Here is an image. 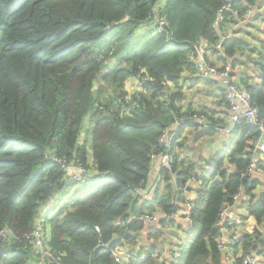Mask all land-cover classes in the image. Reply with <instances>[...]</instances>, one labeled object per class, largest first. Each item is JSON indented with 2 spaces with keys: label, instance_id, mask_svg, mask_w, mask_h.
I'll use <instances>...</instances> for the list:
<instances>
[{
  "label": "trees",
  "instance_id": "obj_1",
  "mask_svg": "<svg viewBox=\"0 0 264 264\" xmlns=\"http://www.w3.org/2000/svg\"><path fill=\"white\" fill-rule=\"evenodd\" d=\"M223 1L0 0V231L21 237L40 229L55 264H117L112 251L121 242L140 254L161 253L164 231L177 225L143 229L133 220L171 214L178 197L173 177L185 186L206 162L214 171L198 191L196 228L185 234L176 264H221L222 210L235 195L264 186V179L242 177L262 132L242 121L227 151L195 161L187 136L194 143L201 128L193 126L181 135L171 169L154 166L152 157L165 153L160 140L173 123L205 113L182 106L184 75L197 73L196 47L206 41L210 54L232 66L245 47L234 35L223 39L225 24L213 27ZM255 5L242 0L241 15ZM157 12L167 34L145 27ZM220 41L222 58L214 48ZM257 66L261 85L247 90L264 110V45ZM136 77L142 88L127 92ZM157 174L154 199L132 192L149 188ZM250 214L255 227L234 245L241 255L235 264L264 248V202ZM1 247L3 264H43L29 241ZM161 254L130 264H165Z\"/></svg>",
  "mask_w": 264,
  "mask_h": 264
},
{
  "label": "built area",
  "instance_id": "obj_2",
  "mask_svg": "<svg viewBox=\"0 0 264 264\" xmlns=\"http://www.w3.org/2000/svg\"><path fill=\"white\" fill-rule=\"evenodd\" d=\"M240 2L241 0H224L218 11L217 21L213 24V27L220 30V27L222 28L228 18L232 21V18L234 17L238 21L240 10L237 8V4ZM155 11H159V8L157 7ZM145 27L149 28L148 30L155 29L158 33L167 34L166 23L159 17V12H157L152 19L145 24ZM223 39H227L226 36L223 35ZM214 48L221 53V58L226 57L223 54L221 41L217 43ZM210 53L211 47L206 41H202L201 44L196 47V77L201 79V84L206 80L218 81L220 92H211L210 94H216L208 95V98L214 100L220 98L224 101L227 106L230 122L227 126L216 125L211 121L208 114L205 113H195L190 117V120H177L163 133L160 142L166 150L165 153L152 157L154 166H156V162H159L160 166L171 169L173 153L175 152L176 145L182 140L181 135L186 134L190 130V127L193 126L204 130H215L223 135V139L220 141L219 145V148L223 151H227L231 147L229 145L233 142L236 136V126L242 121L246 122L249 126L258 128L264 137V116H262V111L264 112V110L256 107L252 102L251 94L245 92L239 87L231 63L222 62V65L215 64L209 59ZM138 81L140 82V78H138ZM139 90L140 89L137 86H134L132 92ZM217 95L219 96L217 97ZM233 169L234 167H228L226 172L232 174ZM213 171V164H207L206 162L199 164L196 176L198 177L199 175L200 178H192L185 186L178 185L175 177H173V182L177 190L176 195L178 196L175 200V210L171 214L145 213L134 218L133 222L143 226V229H148L164 222L169 225H177V230H180L183 236L187 233H192L196 228V223L192 216L194 202L188 199L189 185L194 183L199 190L203 189L205 187L206 176L210 177L209 174ZM209 177L207 179H209ZM242 177H260L261 179H264V140L258 142L255 153L249 158L248 167L242 174ZM87 179L89 180L91 178L87 177ZM161 182L162 179L157 174L153 177L149 188L145 189L138 187L132 192H136L139 196L143 197V200L148 201L154 199L155 191L159 185H161ZM261 187L264 188V186ZM254 195H257L256 191H253L252 195L249 196H245L244 193L241 192L240 195L237 194L233 197V204H227L222 210L218 223V226L222 231V235L219 239V250L222 255L227 253V251L231 247H234L235 244L241 242V236H231L235 234V231L240 229L241 226L244 227L245 220L242 214L243 212L252 218L250 211L255 207L256 203L260 201L259 197L254 198ZM239 203H241L243 209L242 213L237 212L234 209ZM118 224H120V221H118ZM179 225L182 226V229ZM174 227L175 226H168L167 230L171 231ZM96 231L100 232L99 227H96ZM228 232H231L230 237H226ZM13 240L17 242L29 241L35 245L36 252L39 254L43 264H55V262H57L51 251L47 248L43 232L40 229H35L32 233L20 237L13 230L6 227L0 231V264H3V259L7 256L2 250L1 245L7 244ZM99 246H104V244L101 243ZM173 247L174 248L170 250L169 256L165 258L166 261L161 260L165 264H176L180 257L181 246L174 244ZM130 249L131 246L128 244H125L124 242L118 243L112 251L115 262L117 264H130L131 258L145 260L149 257L160 260L161 253H164V249L161 253L155 252L151 255H148L147 253L140 254L139 252ZM226 257L232 262H235L237 259L234 257V254L227 255ZM240 264H264V248L256 255L244 256Z\"/></svg>",
  "mask_w": 264,
  "mask_h": 264
},
{
  "label": "crops",
  "instance_id": "obj_3",
  "mask_svg": "<svg viewBox=\"0 0 264 264\" xmlns=\"http://www.w3.org/2000/svg\"><path fill=\"white\" fill-rule=\"evenodd\" d=\"M242 1V0H241ZM239 4V3H238ZM237 4V8L239 9ZM240 10V9H239ZM237 24L231 21L228 18L227 22L223 26L222 35L224 36H233L236 37L239 41L245 44V47L236 52V57L233 58V73L237 79V83L239 87L248 92V87L260 86L262 82V70L259 66H257L259 50L261 46L264 45V0H256L255 7L249 8L245 16L241 15L238 18ZM209 59L211 62L222 65V62L217 57L210 54ZM213 81L214 84L204 82L201 84V79H198L194 74L187 72L184 75V83L182 86V91L185 93L186 99L183 101L182 106L186 111L189 108L195 109L196 111L205 112L208 114L211 121L216 125L227 126L230 122L229 115L227 112V106L224 101L220 98L217 100L209 99L208 95L211 92H217L219 89L218 81ZM207 81V82H210ZM246 81V83H245ZM219 95H217L218 97ZM216 97V98H217ZM204 129H200L194 131V134L199 132V136L194 143V135L189 134L187 137V151L189 152V156L195 161H200L201 159L223 154L225 151L219 148L220 141L223 139V135L219 134L217 131L212 130L210 132H204ZM190 131V130H189ZM201 132L205 134L201 135ZM159 164V162H156ZM260 178V177H257ZM264 188L261 186L257 188L256 192L259 197L260 193ZM198 187L191 183L189 185L188 190V199L192 202H195L198 197ZM237 212H243L241 207V203L237 204L234 208ZM244 216V227H240V229L235 231V234L231 236V232L226 234V237L233 236H243L244 233L252 231L255 227V222L252 218L247 216L245 212L242 213ZM160 224L153 226L159 228ZM165 234H167V240L161 246H164L165 258H167L170 254V250L174 248L172 244H177L182 246L183 239L186 237L181 233V231L177 230L175 226L171 231L165 230ZM179 234V235H178ZM144 237L146 238L147 232L144 231ZM146 241V240H145ZM159 243H156L158 245ZM177 247V246H176ZM161 249V250H163ZM236 254V250L234 247H231L227 253L222 255L221 264H235V262L230 261L226 256ZM234 255L235 258L239 257Z\"/></svg>",
  "mask_w": 264,
  "mask_h": 264
},
{
  "label": "rangeland",
  "instance_id": "obj_4",
  "mask_svg": "<svg viewBox=\"0 0 264 264\" xmlns=\"http://www.w3.org/2000/svg\"><path fill=\"white\" fill-rule=\"evenodd\" d=\"M164 1H166V0H161V2H164ZM158 8L160 7V6H157ZM134 86H137L139 89H141L142 88V86H141V84H140V82L138 81V77H136L134 80H132V81H130V82H127L126 83V88H125V90L127 91V92H129V93H131L132 92V89H133V87ZM185 239V238H184ZM183 239V240H184ZM188 242V238L186 239V242H185V244ZM154 243V242H153ZM183 243V242H182ZM155 244V243H154ZM184 244V245H185Z\"/></svg>",
  "mask_w": 264,
  "mask_h": 264
},
{
  "label": "water",
  "instance_id": "obj_5",
  "mask_svg": "<svg viewBox=\"0 0 264 264\" xmlns=\"http://www.w3.org/2000/svg\"><path fill=\"white\" fill-rule=\"evenodd\" d=\"M259 200L264 202V191H262L259 195Z\"/></svg>",
  "mask_w": 264,
  "mask_h": 264
}]
</instances>
